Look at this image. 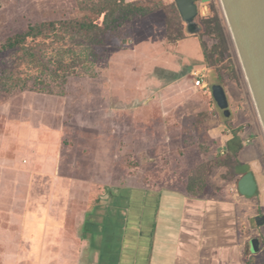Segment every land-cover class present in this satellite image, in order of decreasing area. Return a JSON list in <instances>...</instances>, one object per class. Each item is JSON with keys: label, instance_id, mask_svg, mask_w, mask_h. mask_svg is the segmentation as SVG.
<instances>
[{"label": "rangeland", "instance_id": "374dc122", "mask_svg": "<svg viewBox=\"0 0 264 264\" xmlns=\"http://www.w3.org/2000/svg\"><path fill=\"white\" fill-rule=\"evenodd\" d=\"M131 2L141 15L125 6ZM197 9L199 29L190 34L175 0H0V264L11 262L15 217L52 198L65 206L76 196L91 209L105 196L139 195L140 186L198 196L237 189L225 130L239 124L252 151L262 126L220 0H202ZM119 13L125 18L117 26ZM215 17L224 40L203 32ZM59 20L93 21L99 43L89 47L84 31L75 40L61 31L64 39L54 42L53 31H44L25 41L42 58L37 66H17L20 49L2 50L28 25ZM73 42L63 58L74 71L55 77L44 64ZM200 42L217 62L207 65ZM200 75L206 87L195 85ZM213 84L225 90L228 116ZM255 170L264 174V157ZM250 197L239 220L243 262L264 264V221H255L264 217V185Z\"/></svg>", "mask_w": 264, "mask_h": 264}, {"label": "crops", "instance_id": "0c3cea01", "mask_svg": "<svg viewBox=\"0 0 264 264\" xmlns=\"http://www.w3.org/2000/svg\"><path fill=\"white\" fill-rule=\"evenodd\" d=\"M238 125L225 130V151L237 161L236 183L251 171L258 188L264 185V174L255 170L258 155L264 157V132L254 133L260 147L248 151L252 138L244 140ZM139 188V195L105 196L91 209L76 196L65 206L52 198L15 217L8 264H244L239 220L251 197L232 186L219 196Z\"/></svg>", "mask_w": 264, "mask_h": 264}, {"label": "water", "instance_id": "95a60500", "mask_svg": "<svg viewBox=\"0 0 264 264\" xmlns=\"http://www.w3.org/2000/svg\"><path fill=\"white\" fill-rule=\"evenodd\" d=\"M228 23L231 37L241 62L256 112L264 132V0H220ZM181 18L191 33L197 31L194 21L198 13L194 0H175ZM211 93L217 106L228 116V100L221 84L211 85ZM237 191L243 196H253L257 183L251 171L241 175L236 183ZM260 225L263 216H256ZM252 250L257 242L251 241Z\"/></svg>", "mask_w": 264, "mask_h": 264}, {"label": "trees", "instance_id": "16d2710c", "mask_svg": "<svg viewBox=\"0 0 264 264\" xmlns=\"http://www.w3.org/2000/svg\"><path fill=\"white\" fill-rule=\"evenodd\" d=\"M117 1L120 2V0H117ZM136 3L137 2H131L130 4H126L125 6L129 7L132 13H136V15H141V13L143 12L142 8L138 7L136 10V7H135ZM98 13L103 14V17L105 18V16L107 15V8L100 9ZM110 13L112 14L113 11H110L109 14ZM123 18L125 17L122 16V14L120 13L119 15L115 16L117 26L121 23ZM205 22L208 24H207V27L203 29L204 33L216 32V34L219 37H221L222 40H224L223 28H222L221 22L218 17L214 18L213 27L210 25V21H208V19H206ZM197 27H198L197 28V31H198L199 26L197 25ZM92 29H97L95 31H98L99 29V27H97V25L93 21L84 22V21H77V20H59V21L41 22L38 24H30L27 26V29L25 31L17 33L13 35L12 37L7 38L5 43L2 45V50H12L15 48L20 49L21 51H23V55L19 57L18 60H20V62L19 63L17 62L18 64L17 66L23 63L26 64V66H31V65L37 66V65H41L42 58H40L34 52H32L31 48H29V46L26 45L25 43L26 39L34 38L40 35L41 33H43L44 31L47 32L48 30V31H53L52 41L54 42L61 41L64 39V37L61 36V33H62L61 31H66V32L69 31L66 33L68 38L70 40H75V38L79 35V33H82V31H84V34H82V36H84V39H89V43H87L88 46L89 45L93 46L95 44H98L99 41H95L94 38L91 37L93 35ZM188 32L190 34H196V32L191 33L189 30ZM181 37H182L181 35H178L177 37H175V39L178 40ZM66 45L67 44H62L58 49H56V52H58L56 53L57 56L56 57L50 56L47 60V64L46 65L44 64V66L47 67V65L51 63L53 65V67H50L49 69L51 73L53 74L56 73L57 75H55V77L60 76L62 79H66V77L69 76L74 71L73 70L74 66L64 61L63 54L66 52L74 51L75 50L74 48L76 45L74 42H73V45H67V46ZM200 45L202 48L204 59L208 66H210L211 63L218 61V58H213L212 53L209 55L207 54L205 50V46L203 45L202 42H200ZM24 86H26V82L23 83V87ZM226 156L231 161V165L230 166L227 165V168L229 167V169H231L232 175H234L235 166L237 165V161L234 160L228 154Z\"/></svg>", "mask_w": 264, "mask_h": 264}, {"label": "built area", "instance_id": "2783aa9c", "mask_svg": "<svg viewBox=\"0 0 264 264\" xmlns=\"http://www.w3.org/2000/svg\"><path fill=\"white\" fill-rule=\"evenodd\" d=\"M194 1H195V4H196L197 7L202 5V0H194ZM198 3H199V5H198ZM195 85L196 86H201V87H206V84L203 81L202 75H200V77H198V79H196Z\"/></svg>", "mask_w": 264, "mask_h": 264}]
</instances>
